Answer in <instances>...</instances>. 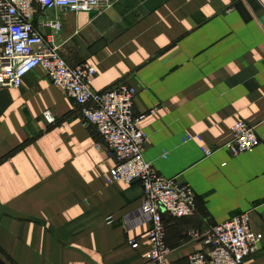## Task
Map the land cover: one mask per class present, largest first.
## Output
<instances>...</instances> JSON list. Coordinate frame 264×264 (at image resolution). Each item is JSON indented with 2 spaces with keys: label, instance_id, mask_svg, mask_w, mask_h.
I'll return each instance as SVG.
<instances>
[{
  "label": "crops",
  "instance_id": "0c3cea01",
  "mask_svg": "<svg viewBox=\"0 0 264 264\" xmlns=\"http://www.w3.org/2000/svg\"><path fill=\"white\" fill-rule=\"evenodd\" d=\"M56 19L53 35L43 24ZM33 24L70 66L96 67L93 89L137 90L145 159L194 190L193 215L163 214L169 263L185 264L212 226L248 212L262 239L245 264H264V0H111L94 15L38 9ZM46 110L61 123L48 128ZM238 121L255 127L260 143L234 156L223 145ZM94 138L41 67L0 89L5 264H147L142 186L106 184L115 160ZM203 145L216 151L205 158Z\"/></svg>",
  "mask_w": 264,
  "mask_h": 264
},
{
  "label": "built area",
  "instance_id": "2783aa9c",
  "mask_svg": "<svg viewBox=\"0 0 264 264\" xmlns=\"http://www.w3.org/2000/svg\"><path fill=\"white\" fill-rule=\"evenodd\" d=\"M109 6L111 0H0V89L20 87L27 73L41 67L51 83L75 101L83 125L95 137V148L99 150L104 145L115 160L104 177L105 183L139 182L142 186L139 215L148 218L150 224L147 264H170L163 214L174 218L193 215L196 196L189 184L162 176L145 159L143 148L147 138L138 127L142 116L133 113L137 90L124 82L102 91L93 89L96 67L89 63L70 66L57 46L33 24L38 9L99 13ZM43 25L53 35L61 30L57 19ZM42 115L48 128L61 123L50 110ZM182 140L200 141L201 136L186 135ZM259 143L255 127L238 121L231 127V138L223 147L237 156L252 151ZM201 150L207 158L216 148L203 145ZM189 234L200 237L193 230ZM261 239L262 235L251 228L249 213L244 212L204 233L202 249L190 254L185 264H245L247 258L258 252ZM130 244L134 248L138 245L134 240Z\"/></svg>",
  "mask_w": 264,
  "mask_h": 264
},
{
  "label": "water",
  "instance_id": "95a60500",
  "mask_svg": "<svg viewBox=\"0 0 264 264\" xmlns=\"http://www.w3.org/2000/svg\"><path fill=\"white\" fill-rule=\"evenodd\" d=\"M91 15H94L95 14V12H91L90 13ZM0 264H5V262L0 258Z\"/></svg>",
  "mask_w": 264,
  "mask_h": 264
}]
</instances>
